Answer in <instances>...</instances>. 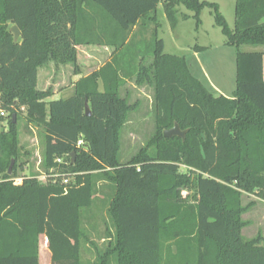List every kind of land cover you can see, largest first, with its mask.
I'll list each match as a JSON object with an SVG mask.
<instances>
[{
    "label": "trees",
    "instance_id": "trees-1",
    "mask_svg": "<svg viewBox=\"0 0 264 264\" xmlns=\"http://www.w3.org/2000/svg\"><path fill=\"white\" fill-rule=\"evenodd\" d=\"M160 3L172 27L179 5L198 23L205 6L216 9L239 49L231 98L209 91L185 56L165 53L151 29ZM235 16L231 30L216 4L199 0H0V108L9 113L0 131V264H40L41 236L52 264H264V237L242 235L243 191L264 201V51H240L264 47V0H236ZM90 45L115 55L72 96L51 101V89L37 88L39 68L54 61L77 70L76 47ZM129 82L154 89L156 129L122 164L121 130L135 109L121 95ZM19 115L44 130L45 182L29 176L16 185L17 164L9 173L20 156ZM176 123L184 140L164 136ZM102 183L112 192L114 231L100 248L83 221ZM192 185L196 203L181 196ZM87 244L94 261H83Z\"/></svg>",
    "mask_w": 264,
    "mask_h": 264
},
{
    "label": "rangeland",
    "instance_id": "rangeland-1",
    "mask_svg": "<svg viewBox=\"0 0 264 264\" xmlns=\"http://www.w3.org/2000/svg\"><path fill=\"white\" fill-rule=\"evenodd\" d=\"M217 5L218 12L224 17L229 28L235 29V6L236 0H199ZM216 9L205 6L200 14V22L195 18V12L184 5L177 6V23L172 27L168 20L164 4L160 3L154 16L156 23L151 24L152 32L158 39L164 42V51L168 54L185 56L193 75L198 78L209 91L216 95H223L231 98L236 91L237 79V54L239 49L227 43V37L223 29L217 24ZM151 33L148 40L152 38ZM241 52L264 51V47L245 45L240 47ZM49 73L45 74L41 68L38 72L37 88L41 91L49 89L45 86L46 80L56 85L61 75L60 70L55 65H51ZM74 68H66L63 72L64 80L58 89L64 91L50 100H60L68 98L74 94V90L69 89L72 72ZM54 88V86H52ZM101 90L103 87L101 85ZM121 95L127 97L130 105L135 109L129 114L128 121L121 130L119 161L127 163L133 156L137 155L141 149L147 147L152 139L156 124L154 116V89L145 85L137 86L134 82H129L122 90ZM8 118L4 117L0 121V131L8 130ZM17 126L19 131V151L18 160L13 159L18 167V174L23 180L24 177L36 176L40 182L46 181V170L43 166L45 153V135L42 127L28 124L22 115L18 116ZM150 153H154V148H149ZM11 161V163H12ZM186 167L181 166V171L185 172ZM1 179V178H0ZM95 204L86 213L83 226L87 230L90 239L100 248L107 242L104 238L108 236V231H114V227L108 215L109 202L112 195L106 183H102ZM196 191L194 185L181 188V196L190 203H196ZM242 204L247 207L242 216L245 226L242 235L245 241H250L258 237H264V201L252 193L243 191ZM45 236L40 237V264H52L51 253L43 246ZM83 261H94L96 251L91 244H87L83 250ZM113 264H116L113 262Z\"/></svg>",
    "mask_w": 264,
    "mask_h": 264
},
{
    "label": "crops",
    "instance_id": "crops-1",
    "mask_svg": "<svg viewBox=\"0 0 264 264\" xmlns=\"http://www.w3.org/2000/svg\"><path fill=\"white\" fill-rule=\"evenodd\" d=\"M139 29V27H135L133 30V33L136 32ZM148 38V34H143L139 39ZM77 61L79 68L76 70L75 67L72 64H58L54 61H51L47 63L45 66L41 67V69L45 72V74L49 73V67L53 64L57 66V68L60 70L61 75L58 78V82L56 85L49 82V79L46 80L45 86H50L49 89L53 92V97L58 96L60 93H63L64 91H61L58 89L59 86H61V82L64 80L63 72L66 68H74L72 72L71 77V83L72 86L67 90H74V84L79 81L81 78H84L88 75H90L92 72L99 70L102 66H104L107 62H109L112 57L115 55V49L114 47L110 46H77ZM40 69V68H39ZM54 86V88H52ZM143 87V86H139ZM48 90V88L46 89ZM44 90V91H46ZM52 98V97H51ZM50 98V99H51Z\"/></svg>",
    "mask_w": 264,
    "mask_h": 264
},
{
    "label": "water",
    "instance_id": "water-1",
    "mask_svg": "<svg viewBox=\"0 0 264 264\" xmlns=\"http://www.w3.org/2000/svg\"><path fill=\"white\" fill-rule=\"evenodd\" d=\"M11 31L14 34L15 40L18 41L20 39V37H21L20 29L17 26H13L11 28ZM85 111H86V116L87 117H90L92 115L90 106H89V104L87 102L85 103ZM14 123H16V116H14ZM186 134H187V131H182L177 123L175 124V126L173 128H171L169 130H166L164 132V136L166 138L180 137L183 140L185 139ZM12 170H13V161H12V163L10 165V168H9V173L10 174L12 173Z\"/></svg>",
    "mask_w": 264,
    "mask_h": 264
},
{
    "label": "built area",
    "instance_id": "built-area-1",
    "mask_svg": "<svg viewBox=\"0 0 264 264\" xmlns=\"http://www.w3.org/2000/svg\"><path fill=\"white\" fill-rule=\"evenodd\" d=\"M8 116H9V113L6 112L5 110H3V109L0 108V117H2V118H4V117L8 118ZM82 143H83V142L80 141V142L78 143V145L80 146V145H82ZM57 162H58V163H62L63 161H62V159H57ZM14 183H15L16 185H21V184L23 183V180H22L21 178H18V179H15V180H14ZM64 183H65V184H68V183H69V179L64 180Z\"/></svg>",
    "mask_w": 264,
    "mask_h": 264
}]
</instances>
